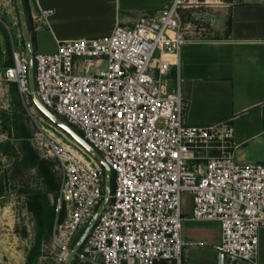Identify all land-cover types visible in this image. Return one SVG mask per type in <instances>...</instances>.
Here are the masks:
<instances>
[{"label": "built area", "instance_id": "built-area-1", "mask_svg": "<svg viewBox=\"0 0 264 264\" xmlns=\"http://www.w3.org/2000/svg\"><path fill=\"white\" fill-rule=\"evenodd\" d=\"M196 3L173 0L157 16L119 24L108 36L59 42L53 53L34 52L39 99L114 174V190L74 264H185L184 193L193 196L192 219L220 223L217 264H259L264 160L236 159L228 121L189 125L179 81L174 89L165 79L179 68L188 41L181 12ZM53 12H30L32 32ZM12 44L13 63L2 79L15 83L30 103L25 48ZM48 147L61 170L52 241L55 264H64L103 199L105 171L76 143L52 141Z\"/></svg>", "mask_w": 264, "mask_h": 264}, {"label": "crops", "instance_id": "crops-1", "mask_svg": "<svg viewBox=\"0 0 264 264\" xmlns=\"http://www.w3.org/2000/svg\"><path fill=\"white\" fill-rule=\"evenodd\" d=\"M173 0H141L143 10L157 16ZM5 0H0L3 5ZM30 12L52 9L46 24L33 30L56 43L91 40L110 35L117 25L132 26L142 16L122 14V0H28ZM221 37L196 40L187 36L179 68L172 74L182 85L187 122L233 127L234 155L244 163L264 160V0H220ZM151 12V11H150ZM184 19V17H183ZM17 26V22L13 21ZM19 38L22 31L19 29ZM57 49V47H56ZM55 49V50H56ZM175 72V73H174ZM171 74V75H172ZM183 196V213H188ZM187 264H217L221 242L217 221L185 220L183 231ZM259 264H264V227L259 232ZM229 264H249L234 260Z\"/></svg>", "mask_w": 264, "mask_h": 264}, {"label": "rangeland", "instance_id": "rangeland-1", "mask_svg": "<svg viewBox=\"0 0 264 264\" xmlns=\"http://www.w3.org/2000/svg\"><path fill=\"white\" fill-rule=\"evenodd\" d=\"M140 1L122 0V14L129 13V9H132L134 16L155 12L143 10ZM219 1L198 0L194 6L182 10L187 36L196 40L222 36ZM13 21L17 22V26ZM19 29L21 30V25L16 2L5 0L4 4L0 5V264H28L32 252L30 264H55L57 249L52 241L53 210L60 186L61 170L48 145L52 141L71 146H74V143L67 134L38 111L32 100L30 103L23 100L15 83L2 79L5 68L12 62V40L16 48H20V43L24 47L23 37L18 36ZM43 32L39 31L37 34V46L36 37L34 38V51L55 52L56 43ZM165 79L170 81L172 88H176L174 74ZM179 86L186 102L182 85ZM187 109L186 106L185 118ZM56 183L58 190L53 192L52 188ZM111 188L112 193L113 173ZM183 196L189 204V212L184 214L188 219L193 213V196L190 193H184ZM33 197L40 198L45 204L42 218L29 209V201ZM86 226L87 224L82 227L76 241ZM184 250L185 246L183 260L187 264Z\"/></svg>", "mask_w": 264, "mask_h": 264}, {"label": "water", "instance_id": "water-1", "mask_svg": "<svg viewBox=\"0 0 264 264\" xmlns=\"http://www.w3.org/2000/svg\"><path fill=\"white\" fill-rule=\"evenodd\" d=\"M19 20L22 30V37L24 41V48L27 56L28 61V82L29 88L31 92V99L34 106L38 109V111L50 120L55 126L61 129L65 134H67L71 140L80 146L85 152L90 154L91 156L95 157L104 167L105 171V180H104V195L101 203L99 204L98 208L95 210L93 216L87 223L84 231L82 232L81 236L75 242L74 246L71 249V252L65 261L64 264H73L76 254L85 242L86 238L88 237L90 231L94 227L96 221L98 220L100 214L103 212L111 194V180H112V171L110 166L106 163V161L100 156V154L91 146L72 126L67 124L64 120L54 114L49 108H47L42 101L39 99L36 89H35V78H34V44H33V37L32 32L29 26L28 16L24 4V0H15Z\"/></svg>", "mask_w": 264, "mask_h": 264}, {"label": "trees", "instance_id": "trees-1", "mask_svg": "<svg viewBox=\"0 0 264 264\" xmlns=\"http://www.w3.org/2000/svg\"><path fill=\"white\" fill-rule=\"evenodd\" d=\"M24 4H25L27 16H28L29 26H30V29H31V32H32V26H31V21H30V7H29L28 0H24ZM32 37H33V41H34V33L33 32H32ZM12 63H13V60H12L10 65H12ZM43 172H45V175L48 176V173L45 170H43ZM57 190H58V184L56 183L53 186L52 191L55 192ZM29 209L32 212H34L39 218H42V215H43V213L45 211V204L40 198L33 197L29 201ZM53 215H54V210H53ZM31 254L33 255V252ZM32 255L29 256V258H28V264H30V261H31V259L33 257Z\"/></svg>", "mask_w": 264, "mask_h": 264}]
</instances>
